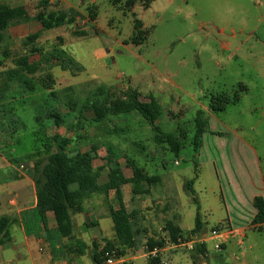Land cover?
Returning a JSON list of instances; mask_svg holds the SVG:
<instances>
[{
  "label": "rangeland",
  "instance_id": "1",
  "mask_svg": "<svg viewBox=\"0 0 264 264\" xmlns=\"http://www.w3.org/2000/svg\"><path fill=\"white\" fill-rule=\"evenodd\" d=\"M5 1L0 0L2 3ZM15 1L6 4H20L18 2L21 0ZM40 1L43 0H25L23 5L34 15ZM48 1L51 3L48 6L49 10L68 11L67 13L74 19L76 14L69 9L74 7L80 10V16L78 15L74 24L50 30L49 36L40 37L51 39L54 37L51 34L64 36L65 45H69L66 50L87 71L75 78L59 76L58 82L61 84L59 88L68 85L86 88L88 84L95 87L100 83H117L126 87L127 81H132V86L137 88L144 98L150 94L155 98L150 108L158 116L156 124L160 128V133H173L178 136L182 148L177 157L167 150V146L164 149L158 148L165 145H157L155 140L157 132L142 115L135 111L124 115V121L120 126L123 130L128 126L127 129L130 131L121 134L119 139L123 138L126 142L124 150L127 151L126 157L129 159L133 157L131 144L136 143L142 149L141 151L138 149L137 166L144 167L148 173L155 175H161L165 170L177 174L187 171L189 174L187 178L191 180L196 112L202 108L201 104L209 108L212 97L232 100L237 94L240 100L228 104L218 115L224 120L237 121L246 127L248 138L254 142L260 153L264 169V0H151L148 9L143 8L142 2H139L135 5L134 12L139 20L148 25L149 34L141 44H131L129 48L123 46L119 48L109 43L105 45L103 39L101 41L88 38L92 34L98 36V31L101 30V26L97 30H92L88 26L89 21H85L92 20L94 16L99 23L105 26L108 24L112 33L120 39L127 41L131 38L133 17L130 13L125 15L122 10L113 6L110 0H98L92 4L89 3L90 0H84L83 6H79L82 0ZM74 31L90 35L78 38L74 36ZM18 32L21 35L15 38L8 37L0 51L6 47L14 51L21 49V44L26 39L25 29L21 28ZM55 40L52 39V42ZM125 41L123 44H126ZM0 61L3 62L0 66L1 90L4 87L5 70L11 68L13 63L12 58L1 57ZM157 79L161 86L152 85ZM161 87L165 92L159 95L158 88ZM11 93H19L13 90L7 97L20 105L21 102L16 101L17 96H11ZM249 111L250 115L247 114ZM24 121L28 130L22 132L23 136L20 138L16 136L10 138L8 131L5 134L0 132V139H7L0 142V156L2 155L6 162L0 165V177L5 175L4 169L8 168L7 172L12 173L13 164H16L14 178L18 179L22 178L25 172L30 174V169L33 168V161L29 164L30 161L24 158L30 152V147L33 146L34 150L40 147L38 140H34L31 134L36 130V123L27 119ZM252 126L254 130L250 132L249 127ZM16 159L18 162H15ZM21 164L25 165L24 170H20ZM197 191L199 195L205 194L203 187L198 186ZM178 195L180 210L187 216H193L197 211L193 196L183 192L182 188L178 189ZM195 197L198 198V195ZM190 223L195 226L194 217H191ZM106 225H111V222ZM211 226L212 224L205 225L208 231ZM26 228L28 235H31V232L37 235L38 222L30 219ZM9 231L11 241L0 249V264H32L30 255L37 259L41 255L40 247L33 244L29 249L19 226L10 227ZM163 238L160 236L159 239L164 241ZM190 240L191 238L183 242ZM136 241V246L126 249L124 256L127 258L143 256L147 262L139 259L135 264H152L147 235L137 232ZM166 243L165 247L175 246L170 242ZM106 245L99 250H103ZM186 248L189 249L187 245ZM119 249L121 248L114 247L115 252L117 250L120 253ZM161 251L162 248H159L158 257L161 262L193 264L191 251L182 249L166 251L164 254ZM234 252L238 255L239 252H244L242 264H264V230L248 232L242 247H228L222 254L226 259L228 255L232 259ZM59 253L56 252V255ZM61 256L68 258L66 260L70 264L73 262L68 251ZM117 258L119 259L117 264H123L120 262L123 256L117 255ZM83 262L93 264L89 257L84 258ZM227 264H232V260L227 261Z\"/></svg>",
  "mask_w": 264,
  "mask_h": 264
},
{
  "label": "crops",
  "instance_id": "2",
  "mask_svg": "<svg viewBox=\"0 0 264 264\" xmlns=\"http://www.w3.org/2000/svg\"><path fill=\"white\" fill-rule=\"evenodd\" d=\"M9 1L16 2L15 0H6L3 3H0L6 4L9 3ZM24 1L25 0H21L18 2L20 4L16 5H6L11 7L24 6ZM82 1L83 2H81L79 6L84 5L85 1ZM97 2L98 0L89 1L90 4ZM49 4L51 3L49 2ZM72 5L73 4L70 6L72 7ZM69 10L76 14V21L80 16V10L75 9L74 7ZM51 11L65 10L51 9ZM36 12H38V8ZM85 21H89L88 26L92 28V30H97V28H100L101 26V30L98 31L97 34L98 36H93L92 34V36H89L88 38H94L96 40L103 39L105 45L109 43L110 45H117L119 48L122 46L129 48L131 46V44H123L125 39L122 40L114 35L112 29L108 27V24L105 26L102 23H99V20L96 19ZM141 22L143 23L144 29H148V25L144 23L143 20H141ZM66 26L69 25L60 26L50 30H58ZM21 28L25 29L24 36L26 38L33 34L49 36L48 31H50L44 30L40 22L30 20L10 27L7 30L8 33H6V41L8 40V37L15 38L21 35V33L18 32ZM105 28H107V30H105ZM13 29L15 31H13ZM73 34L78 38L90 35L85 32L79 33L78 31H74ZM51 36L54 37L51 39L39 38L34 43L23 42V44H21V49L16 51L12 48L6 47L0 51V58L9 59L17 55H24L29 53L33 47L49 50L55 46L61 47L70 57L74 58L66 50V48H69V45H65V39H63L64 36L62 37L53 34H51ZM52 39H56L57 41L55 40L52 42ZM49 43L50 45L47 46ZM102 45H104L103 42ZM4 51L9 53L7 54L8 57H5V54H3ZM96 51L97 50H95V53ZM120 53L122 52L120 51ZM74 59L80 64L76 58ZM37 60L38 57H32V61ZM105 60L108 61L107 58ZM13 69L14 65L5 71ZM85 70L86 69L83 68L82 72L76 73L71 70H62L59 65L54 64L51 66V69H49V72L55 80L54 90L63 98L72 96L75 100H85L88 95L100 88L111 92L125 91L128 88H132L140 93L142 100L145 102H150L151 98L155 99L152 94L144 98L141 92L132 86V81L129 80L126 83V87L117 83H100L95 87L88 84L86 88L73 85L59 88V85L61 86L58 82L59 76H71V78H75L86 73L87 71ZM152 85L156 87L161 86L158 84V79L157 81H153ZM158 90L159 95H162V92H165V89L162 87L158 88ZM10 95L17 96L16 101L21 102L20 105L13 102L16 107L17 115L21 121L26 123L24 120L27 119L28 121H34L36 123V106L38 107L41 99L47 97L48 92L40 86H37L36 91L33 93H11ZM12 101H14V99ZM201 106V110L206 112L208 122L207 131L202 134L198 152L196 153L194 151L192 171L190 172L192 175L191 179H193L196 163L198 175L193 183V190L195 191V195H198L197 200L200 208L202 224L200 233L195 235L191 234V231L195 226L191 225L190 220L191 217H194V219L196 218V212L193 216H187L184 211L180 210L179 206L180 200L178 189L182 188L183 192L188 193L186 190V183L190 180L187 178V171L177 174L165 170L163 174L155 175L148 173L144 167L138 166L148 174V176H158L160 181L154 186H151L146 195H133L130 184H126L121 188L120 200L114 189H110L106 195H91L82 203V210L80 212H70L73 224V234L71 237L64 238L61 237L57 231L55 216L52 212L46 214L45 224L39 219L36 212V187L32 176L31 174H28V172H25L22 178H14L16 164H13V172H7L9 169L6 167L7 169H4L3 171L5 175L0 177V217H6L11 220L8 227L7 238L0 242V249H3V246L11 241L9 228L12 226H19L25 235L27 247L30 249L33 244L40 247L39 252L41 255H39L37 259L30 255L32 264H70L69 261L66 260L68 258H62L61 256V254L66 253V251H68L70 259L73 260L71 264H83L84 258L89 257L92 260V255L94 253L93 247L101 249V247L106 244H112L116 248L120 247L114 230V224L110 216V208H117L120 206L119 204L122 203L126 208V211L136 217L135 230L140 232V234L143 233L147 235V241H161V239H159L161 236L164 237L163 240L165 243L169 242L168 234L164 230L166 224L169 222L173 223L180 229L183 233L184 240L191 238L189 242L184 243L183 240L182 244L173 247L164 246L161 251L162 254L166 251L172 252L174 250L184 249L192 252L193 264H227V261L230 260H232V264H242V258L245 256L244 252H239V255L237 252H234V254H232V259L229 255L226 259L225 255L222 253L224 251L226 252L228 247H242L244 239L248 236V232H262L264 230V223L259 226L253 225L254 218L257 214L254 200L256 198L264 199V169L262 167V158L254 142L248 138L245 126H242L240 122L237 121H231L230 119L224 120V118L218 115V113L212 111L208 106H204L203 104H201ZM250 113V111L247 112L249 115ZM127 114L128 113L107 115L101 120L96 119L95 115L91 112L85 116L90 124L86 126L87 132L85 133V136L87 137V143L81 150L83 152H88L91 150V143H99L100 148L97 151L98 156L93 162V167L105 168L99 179V182L102 185L108 182L109 170L106 161L108 146L111 145L114 148V151L123 156L127 155V151L124 150V144L126 142L123 138L121 140L119 139L121 134L130 131L127 129L128 126H126L125 130L120 126L122 125V121H124L123 116ZM157 122L158 120L155 121V123ZM27 130L26 126L24 130H21L16 134V138L22 137V132H27ZM252 130H254L253 126L249 127V131L252 132ZM36 131L37 125L36 130H33L31 133L34 140L38 139L35 134ZM63 132L64 129L51 127L47 132V135H53L55 133L63 134ZM34 145L36 147L35 141ZM164 145V147L158 145L160 146L158 148L164 149L167 146V150L171 151L168 144ZM130 149L133 153V157L130 159L137 165L136 157L139 155L138 149L140 151L142 149L138 147L136 143L131 144ZM33 152L34 147L32 146L30 147V152L28 154ZM1 156L0 165L6 163L4 157ZM29 161V164H31L32 160ZM123 161L125 160L121 159L119 161L120 166L124 175L129 178L131 177V171L126 167V164L123 163ZM175 164L178 165L177 162H175ZM32 169L30 170L32 171ZM198 186L203 187L205 190L204 195H199L197 191ZM30 219L38 222L39 231L37 235H34L32 232L31 235H28L26 224ZM109 221L111 222V225H106ZM209 224H212V226L208 231L205 225ZM217 228L223 231L222 237L211 236V231ZM196 239H200L199 241H201V243H197L195 241ZM198 244L203 247L205 253L202 254L196 249V245ZM217 244H221L222 246V251L220 253L214 249ZM83 245L86 247H84V250ZM186 245L189 249L186 248ZM56 252H60L59 255H56ZM125 257L126 256H123L120 262H131L135 264V261L139 259L146 261L143 256Z\"/></svg>",
  "mask_w": 264,
  "mask_h": 264
},
{
  "label": "trees",
  "instance_id": "3",
  "mask_svg": "<svg viewBox=\"0 0 264 264\" xmlns=\"http://www.w3.org/2000/svg\"><path fill=\"white\" fill-rule=\"evenodd\" d=\"M112 5L122 10L124 14L130 13L133 17V34L126 44L139 45L147 39L148 29H144L143 23L137 18L133 11L134 6L142 2L144 8H148L151 0H110ZM49 1L43 0L38 3V12L32 15L27 6L11 7L0 3V48L6 41L7 30L17 24L36 20L41 23L44 30H50L64 25H72L75 19L65 11L49 10ZM95 20V16L92 17ZM40 34L29 35L24 42L34 43L40 38ZM8 57L6 51L3 52ZM38 57L37 61H32V57ZM13 70L5 71L3 78L4 87L0 90V132L4 134L10 132L9 137L14 138L16 134L24 130L26 125L17 115L13 101L8 99V93L15 91L28 94L36 91L40 86L48 92L46 98L39 101L36 106V135L38 137L39 148L33 153L27 154L25 160L33 161L31 171L32 179L36 187L37 205L36 212L39 219L45 224L46 214L52 212L55 216L57 231L61 237H71L73 234V224L71 211L80 212L82 203L93 194L106 195L110 189L116 190L118 199H121V188L126 184L132 187L133 195H146L151 186L160 181L158 176L150 177L140 169L131 159L123 156L114 148L108 146L107 168L108 182L100 184L99 179L105 168H94L93 162L97 158L99 143H91V150L83 152L81 149L87 143L86 126L89 121L86 114L93 113L96 119L101 120L107 115H118L121 113L138 112L146 122L157 132L156 143L168 144L171 152L177 157L181 152V142L173 133H160V128L155 121L158 119L156 113L150 108L155 102L151 98L150 102L142 100L137 90L128 88L125 91L111 92L100 88L85 100H75L72 96L62 97L54 90L55 80L49 72L51 66L59 65L62 70H71L80 73L83 66L64 51L61 47L55 46L49 50L33 47L29 53L17 55L12 58ZM3 62L0 61V66ZM239 95H235L232 100L225 97H212L209 108L221 113L230 103H237ZM196 134L193 140L194 151L197 153L200 147L201 137L207 131L206 112L198 110L195 116ZM64 129L63 134L55 133L47 135L50 128ZM160 133V135L158 134ZM9 138V139H10ZM3 140H7L4 138ZM0 139V142L3 141ZM125 160L126 167L131 171V177L127 178L120 166L119 161ZM15 162H18L16 159ZM194 178L186 183V190L193 196L197 205L195 227L191 234L200 233L201 214L198 200L195 197L193 183L197 178L198 171L195 163ZM117 208H110V216L114 224V230L118 239L120 253L124 256L126 249L134 248L137 244V231L135 230V216L129 214L121 203ZM254 206L257 214L253 225L259 226L264 223V199L256 198ZM11 220L0 217V242L7 238L8 227ZM218 229V228H217ZM260 229V228H259ZM168 234L171 244L179 245L184 236L180 229L173 223L166 224L164 229ZM164 241H148V250L154 248H164ZM85 246L83 245V250ZM196 249L202 254L205 253L202 246L196 245ZM114 250V246L107 244L103 250L95 248L92 255L93 264H104V254L106 251ZM160 258L151 259V263H160ZM123 264H133L124 262Z\"/></svg>",
  "mask_w": 264,
  "mask_h": 264
},
{
  "label": "built area",
  "instance_id": "4",
  "mask_svg": "<svg viewBox=\"0 0 264 264\" xmlns=\"http://www.w3.org/2000/svg\"><path fill=\"white\" fill-rule=\"evenodd\" d=\"M19 168H20V170H24L25 169V165L21 164ZM222 234H223V231H221L219 229H214V230L211 231V236L212 237H222ZM199 240L196 239L195 241L197 243H201V241H199ZM180 244H182V242ZM214 249L216 251L221 252L222 251L221 244L215 245ZM158 254H159V248H154L152 251L149 252L150 259L158 258ZM104 258H105L104 264H117L119 262V259L117 258V253L114 250L106 251L105 254H104ZM154 264H165V263L160 262V263H154Z\"/></svg>",
  "mask_w": 264,
  "mask_h": 264
}]
</instances>
